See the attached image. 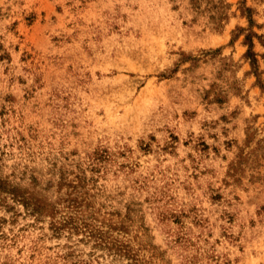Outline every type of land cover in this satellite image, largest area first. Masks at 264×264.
<instances>
[{
    "label": "rangeland",
    "instance_id": "rangeland-1",
    "mask_svg": "<svg viewBox=\"0 0 264 264\" xmlns=\"http://www.w3.org/2000/svg\"><path fill=\"white\" fill-rule=\"evenodd\" d=\"M0 264H264V0H0Z\"/></svg>",
    "mask_w": 264,
    "mask_h": 264
}]
</instances>
